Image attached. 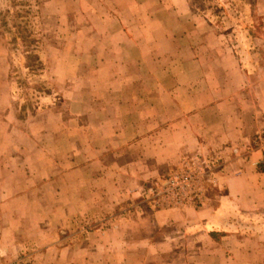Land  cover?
<instances>
[{"label": "crops", "instance_id": "0c3cea01", "mask_svg": "<svg viewBox=\"0 0 264 264\" xmlns=\"http://www.w3.org/2000/svg\"><path fill=\"white\" fill-rule=\"evenodd\" d=\"M196 57L181 61L196 88L185 108L159 112L145 105L152 95H133L129 112L104 115L87 147L73 141L69 160L54 157L47 142L0 141V244L8 255L31 246L34 264H264L259 239L209 234L224 226L225 213L264 206V158L240 156L264 128V67L250 80L236 61ZM136 132L138 140H126ZM209 151L221 152L220 190L201 207L148 201L152 182L182 154ZM140 202L148 204L133 210ZM101 211L116 216L106 233L67 242L76 217Z\"/></svg>", "mask_w": 264, "mask_h": 264}, {"label": "rangeland", "instance_id": "374dc122", "mask_svg": "<svg viewBox=\"0 0 264 264\" xmlns=\"http://www.w3.org/2000/svg\"><path fill=\"white\" fill-rule=\"evenodd\" d=\"M19 1L33 10L44 72L37 78L30 77L24 67V49L14 52L11 46L9 30L15 24L10 22L5 27L0 15V141L47 142L46 150L54 157L63 153L69 160L74 140L83 149L87 147L104 115L129 112L127 105L133 95H152L145 105L159 112H169L175 103L185 108L187 96L196 88L186 83L192 72L181 61L196 56L208 61H236L247 69L250 80L264 67V0H208L204 6L196 0L202 9L189 0ZM7 4V0H0V13ZM216 7L225 11L226 18L215 14ZM114 80L121 83L113 84ZM36 86H41L43 93L36 109L23 112L22 120L20 107L37 94L33 90ZM153 92L159 97L155 98ZM145 126L147 130L153 128L150 122ZM262 132L264 128L253 136L241 157L254 153L264 158V153L252 147L254 138ZM138 139V132L126 136L129 141ZM194 155L216 160L213 179L217 182L206 184L202 202L178 208L156 205L152 190L162 186L169 174L180 172L184 161ZM221 169L220 151L184 153L164 177L152 182L146 197L158 208L197 209L210 193L220 190ZM146 204L140 202L133 210ZM115 217L106 211L76 217V229L74 234L68 233L67 242L73 236L84 240L91 232L106 233ZM223 217L224 226L209 230L212 239L220 241L234 235L259 239L264 244V206L251 212L225 213ZM24 248L25 252L15 249L17 253L10 256L7 246L0 244V264H34L33 248ZM241 263L247 264L246 260L238 261Z\"/></svg>", "mask_w": 264, "mask_h": 264}, {"label": "built area", "instance_id": "2783aa9c", "mask_svg": "<svg viewBox=\"0 0 264 264\" xmlns=\"http://www.w3.org/2000/svg\"><path fill=\"white\" fill-rule=\"evenodd\" d=\"M252 147L264 153V133L254 138ZM215 163L216 160L208 156L201 159L199 155H194L186 159L180 172L169 174L162 186L152 190L155 204L178 208L201 203L206 184L217 182L216 178L213 179Z\"/></svg>", "mask_w": 264, "mask_h": 264}, {"label": "trees", "instance_id": "16d2710c", "mask_svg": "<svg viewBox=\"0 0 264 264\" xmlns=\"http://www.w3.org/2000/svg\"><path fill=\"white\" fill-rule=\"evenodd\" d=\"M202 2L203 6L205 2L208 0H199ZM213 1V0H212ZM191 4L197 6L198 8L200 4L197 5L196 0H189ZM7 5L2 10L0 15L3 16V24L5 27H9L10 22H13L14 28L10 29L9 32L12 35L11 46L13 47V51L23 50V57L26 61L25 68L28 70V73L32 79L41 76L44 72V66L40 58V39L35 31L33 25V10L32 8H27L25 6V2L17 0H7ZM211 8L214 9V6L211 5ZM225 11L222 8H217L215 10V14L220 15V18H226L224 13ZM37 81V79H35ZM26 83V82H25ZM27 84V83H26ZM41 86H36L33 88L34 91L37 92L36 95H32L28 101H25L24 104L20 107V115L19 117L23 120V112L32 111L36 109V106L39 102V95L43 93L42 90H39ZM46 92H48L46 88Z\"/></svg>", "mask_w": 264, "mask_h": 264}]
</instances>
